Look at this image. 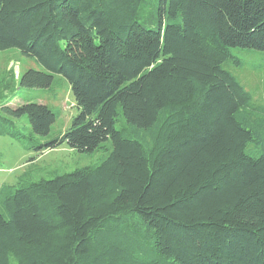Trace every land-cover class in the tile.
<instances>
[{"label":"trees","instance_id":"obj_1","mask_svg":"<svg viewBox=\"0 0 264 264\" xmlns=\"http://www.w3.org/2000/svg\"><path fill=\"white\" fill-rule=\"evenodd\" d=\"M12 47L43 68L19 86L60 74L77 111L41 139L58 108L3 102L0 135L112 147L0 186V264H264V112L224 66L264 63V0H0Z\"/></svg>","mask_w":264,"mask_h":264},{"label":"rangeland","instance_id":"obj_2","mask_svg":"<svg viewBox=\"0 0 264 264\" xmlns=\"http://www.w3.org/2000/svg\"><path fill=\"white\" fill-rule=\"evenodd\" d=\"M259 53L261 52L256 50H244L241 54L246 56V63L236 67L228 60L224 66L236 75L243 87L250 93L251 108L264 112V63L258 65L254 59ZM30 67L43 69L33 58L22 54L17 48L0 50V105L3 102L14 106L34 101L58 108L60 114L51 125L49 134L40 136L41 139H46L65 129L77 108L69 83L60 74H54L53 82L49 87L19 86V75ZM23 126L25 132L29 134L31 129L28 122L23 123ZM111 147V141L108 139L95 150L79 152L64 142L54 148L36 153L24 149L9 135H0V186L15 184L17 181L47 179L70 172L75 168L99 161L104 154L110 151Z\"/></svg>","mask_w":264,"mask_h":264}]
</instances>
